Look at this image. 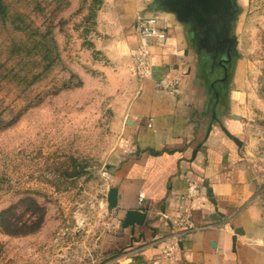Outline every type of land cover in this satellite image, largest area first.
Returning a JSON list of instances; mask_svg holds the SVG:
<instances>
[{
	"label": "rangeland",
	"instance_id": "1",
	"mask_svg": "<svg viewBox=\"0 0 264 264\" xmlns=\"http://www.w3.org/2000/svg\"><path fill=\"white\" fill-rule=\"evenodd\" d=\"M227 4L218 13L235 43L230 56L221 49L215 61L196 40L187 64L208 104L195 115L204 134L236 150L231 167L252 185L264 229V0ZM108 6L0 0V264H188L178 244L185 236L119 240L121 219L108 194L129 145L127 114L142 75ZM1 222L20 232L42 225L13 236Z\"/></svg>",
	"mask_w": 264,
	"mask_h": 264
},
{
	"label": "crops",
	"instance_id": "2",
	"mask_svg": "<svg viewBox=\"0 0 264 264\" xmlns=\"http://www.w3.org/2000/svg\"><path fill=\"white\" fill-rule=\"evenodd\" d=\"M106 4L122 20L125 42L134 55L140 18L158 17L167 27L165 40L150 42L149 74L143 71L127 114L129 145L113 169L123 229L119 240H134L138 233L143 240L149 233L154 240L177 234L185 236L178 244L188 264H264V229L258 225L252 185L231 167L236 150L218 134H204V120L195 115L208 104L192 86L195 71L187 65L196 53L191 23L152 0ZM129 210L147 213L144 226H136L134 234L123 227ZM217 213L219 218L214 217ZM184 222L187 226L180 228ZM234 228L245 231L237 237L236 251Z\"/></svg>",
	"mask_w": 264,
	"mask_h": 264
},
{
	"label": "water",
	"instance_id": "3",
	"mask_svg": "<svg viewBox=\"0 0 264 264\" xmlns=\"http://www.w3.org/2000/svg\"><path fill=\"white\" fill-rule=\"evenodd\" d=\"M207 1V0H206ZM156 3L163 4L171 11H177L179 13V16H181V19L183 21H199V12L201 9H204V11L209 10H215L217 13L220 12V4L223 3L226 7L227 12V0H209L208 2L204 3L202 0H156ZM209 7V9L207 8ZM217 36L219 34L217 33ZM228 55L230 56V52L232 47L234 46V40L232 38H228ZM237 120H240V116L234 117ZM234 141L236 144L241 145L242 142L238 138H234ZM108 168L111 166L108 165ZM114 171L112 170V173ZM210 194L212 195L213 192L210 189ZM108 203L110 208H116L118 205V189L113 187L109 190L108 194ZM214 217H220V215L217 213L214 215ZM147 220V213L140 211V210H129L127 211L126 218L123 223L124 228H131V233L134 234L136 226H144L145 222ZM245 235V231L243 228H234V236H233V248L234 251H236V245H237V237Z\"/></svg>",
	"mask_w": 264,
	"mask_h": 264
},
{
	"label": "flooded vegetation",
	"instance_id": "4",
	"mask_svg": "<svg viewBox=\"0 0 264 264\" xmlns=\"http://www.w3.org/2000/svg\"><path fill=\"white\" fill-rule=\"evenodd\" d=\"M202 1L206 3L209 0ZM220 12L224 14V12ZM199 14L198 22H190L192 29L196 34L197 43L202 51L212 53L213 58L216 61L220 50L226 49L228 52L229 48L226 41L228 37L224 36L227 31V16L224 17L222 14L216 13L212 18H207L209 15L206 11H204V9H201ZM217 33L219 36H217ZM206 37L208 38L207 41ZM211 38H213V41H211Z\"/></svg>",
	"mask_w": 264,
	"mask_h": 264
},
{
	"label": "built area",
	"instance_id": "5",
	"mask_svg": "<svg viewBox=\"0 0 264 264\" xmlns=\"http://www.w3.org/2000/svg\"><path fill=\"white\" fill-rule=\"evenodd\" d=\"M139 37V47L135 52V56L140 68V74L144 76V70L149 74L150 42L153 39L165 40L167 37V27L161 24V19L158 17L140 18Z\"/></svg>",
	"mask_w": 264,
	"mask_h": 264
},
{
	"label": "trees",
	"instance_id": "6",
	"mask_svg": "<svg viewBox=\"0 0 264 264\" xmlns=\"http://www.w3.org/2000/svg\"><path fill=\"white\" fill-rule=\"evenodd\" d=\"M3 128V127H0ZM14 208H9L7 211L3 212L2 217H6V216H10V214H12ZM41 223L38 224L37 226H33L31 228H29L28 226L24 225L22 228L25 229L24 232H20V231H13L12 229H17V225L14 226V224H4L3 222H1V226L3 227V229L10 235L13 236H19V235H26L29 233H34L37 230H39V228L41 227Z\"/></svg>",
	"mask_w": 264,
	"mask_h": 264
}]
</instances>
